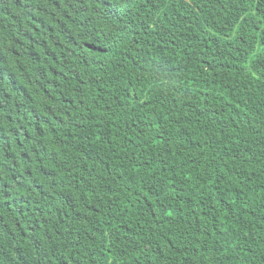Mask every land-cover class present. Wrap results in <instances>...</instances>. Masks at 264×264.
<instances>
[{"label":"trees","instance_id":"obj_1","mask_svg":"<svg viewBox=\"0 0 264 264\" xmlns=\"http://www.w3.org/2000/svg\"><path fill=\"white\" fill-rule=\"evenodd\" d=\"M0 264H264V0H0Z\"/></svg>","mask_w":264,"mask_h":264}]
</instances>
